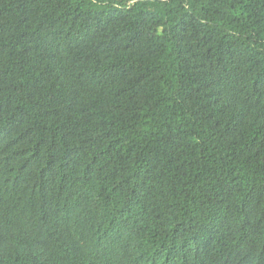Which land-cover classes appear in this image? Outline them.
<instances>
[{
    "label": "trees",
    "instance_id": "16d2710c",
    "mask_svg": "<svg viewBox=\"0 0 264 264\" xmlns=\"http://www.w3.org/2000/svg\"><path fill=\"white\" fill-rule=\"evenodd\" d=\"M0 264H264V0H0Z\"/></svg>",
    "mask_w": 264,
    "mask_h": 264
}]
</instances>
